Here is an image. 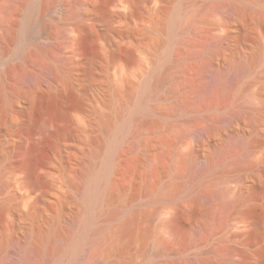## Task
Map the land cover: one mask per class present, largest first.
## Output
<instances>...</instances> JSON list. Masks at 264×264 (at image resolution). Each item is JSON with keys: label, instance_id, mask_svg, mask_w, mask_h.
Returning a JSON list of instances; mask_svg holds the SVG:
<instances>
[{"label": "rangeland", "instance_id": "374dc122", "mask_svg": "<svg viewBox=\"0 0 264 264\" xmlns=\"http://www.w3.org/2000/svg\"><path fill=\"white\" fill-rule=\"evenodd\" d=\"M231 2L0 0V242L29 238L39 226L13 214V207L29 208L26 173L32 165L48 192L37 204L38 214L59 217L56 235L40 241L41 264L59 252L66 219L72 213L73 232L75 215L84 208L82 169L107 138L100 116L146 91L158 67L162 82L137 103L128 132L112 149V196L96 208L90 231L117 230V222L108 219L113 209L127 214L138 209L144 237H135L123 251L108 248L109 261L264 264V231L253 236L255 224H244L255 219L250 210L264 221V20L258 7L248 10L251 17L233 20L226 10ZM178 6L183 8L169 33L165 26ZM30 9L35 19L27 31ZM108 13L125 16L107 21ZM156 23L161 27L149 33ZM128 27L136 33L117 31ZM163 39L167 45L158 48ZM167 49L172 55L164 62ZM237 60L250 63V70H236ZM24 88L35 93L33 100ZM245 112L250 118L237 117ZM211 126L216 129L206 137L192 132ZM118 129L116 137L121 124ZM244 139L259 149L256 155L241 150ZM194 157L202 163L219 160L201 175ZM194 179L199 181L193 184ZM170 183L179 188L174 199L167 197ZM206 193L212 200L197 203ZM181 208L184 214L172 232L167 223ZM89 238L72 252V264L86 262L95 246ZM7 249L18 258L14 242ZM10 259L5 254L0 264Z\"/></svg>", "mask_w": 264, "mask_h": 264}, {"label": "bare ground", "instance_id": "6f19581e", "mask_svg": "<svg viewBox=\"0 0 264 264\" xmlns=\"http://www.w3.org/2000/svg\"><path fill=\"white\" fill-rule=\"evenodd\" d=\"M257 7L260 9V16L259 14L257 16L260 17V19L264 20V0H248V1L232 0V2L229 4V7H227L226 10L228 11V13H230L229 16L233 20L235 19L243 20L247 17L252 16V12L248 10L253 11ZM182 8L183 6H178V8L173 11L172 15L167 20L165 28L167 27L166 29L168 30L169 33H172L176 28ZM116 16H125V15L124 14L120 15L118 13H108L107 21H111V20L113 21V19H115ZM34 19H35V10L30 9L26 17L27 31L31 27ZM161 25L162 23H156L153 30L149 33H153L154 31L158 30L161 27ZM117 31L119 32L129 31L130 33H136V29L133 27L119 29ZM242 36L247 37L245 31L242 32ZM225 39H227V36L222 38L221 41H224ZM167 43L168 41L163 39L162 41L157 43V46L158 48H161L167 45ZM126 53L128 54L129 50H126ZM171 55H172L171 51L167 49L162 58L164 62H167L171 58ZM256 59H257L256 57H253L250 63L254 62ZM91 63H94V60H92ZM250 63H247L246 65V63L244 64V62H242L241 60H237L234 62L233 66L236 68V70H240V69L243 70V68H245L246 70L247 69L250 70L251 68ZM68 67L71 68L72 63H70ZM163 78H164V71L156 67L154 76L148 81V87L146 88L147 89L146 91L144 89L140 93L131 96L130 98L131 101L129 102L124 101L123 103H121L119 107L113 109L107 115H102L104 117L100 116V122L104 125V127L107 130V138L103 141V143L99 147H97L92 152L91 158L88 159L87 164L84 165L85 167L82 169L83 183L81 185L80 196L84 204V208L82 211L78 212L75 215L76 218L74 219L73 222V232H72V215H71L72 213L69 214L70 217L66 219L68 228L65 233H62L63 238H61L62 239L61 244H59L60 247L59 252L55 255L44 257L47 258L44 259L45 260L44 264H72V252H76V251L78 252L79 249L83 248L88 243L90 239L89 237L91 236L94 237L91 238V241L94 242L93 244L95 246L92 247V251H90L87 259L85 260L86 261L85 263L86 264H116L107 259L106 254L108 248L114 246L115 249L119 251H123L129 246V244L132 242V240L135 237H142V238L144 237L143 228L141 230V227L139 225V220L141 216L138 209L133 210L129 214L126 213V210L113 209L110 212V218L108 219H110V221L112 222H117L116 223V225H118L117 230L107 232L105 234L101 233L100 229L92 232L90 230L93 229L92 225L95 219L96 208L106 203L112 196L111 190L114 186L113 183L114 181L110 176V167L113 159L112 149H114V147L121 140L123 135L128 132L131 121L130 116L134 114V111L138 106L137 103L140 100L148 98L151 95V93L156 89V87L160 85ZM32 83H36V81ZM3 91L4 89L2 88V92ZM22 91L28 99H32V100L34 99L35 93H32L30 90L25 88ZM0 92H1V88H0ZM16 92H18V90ZM130 95L132 94L130 93ZM237 117L250 118L249 116H247L246 112L244 113V115L238 114ZM148 118L149 116L142 119L143 124L147 123ZM119 124H121V127H123V132L118 137H116L117 136L116 132ZM214 129L216 128L212 126L201 129L195 128L192 130V132L195 133V135L199 133L198 138H202L210 135L214 131ZM113 136H115L116 139L115 138L112 139ZM143 142L144 140L141 141V143ZM241 142H242L241 150L246 151L249 155L252 156L256 155L257 152L259 151V149L256 146H251L246 139H244ZM6 154H7L6 152L2 153L3 155L2 158H5ZM218 160L219 159H217V162ZM222 160L223 159H221V161ZM260 161H261V165L264 166L263 155ZM217 162L212 158L207 159L203 163L200 162L197 157H194L192 159V163L194 164V166H196L197 168H200L202 166L203 173H201V175H207L208 173H210L217 164ZM156 170H157L156 166L152 167V171H156ZM26 181L29 185V188H27L28 189L27 197L30 200V202H27L29 204L28 206L29 208L27 211L23 212L19 209V207H13V211H14L13 214L20 219L31 218L35 223H37V225L39 223V226L36 225L33 226L29 238H25V239L18 238V239H14V241L10 240L8 242L7 241L0 242V259H4L5 254H9V256H11V259L8 264H41L43 262V261L41 262V260L43 259V257L41 256L43 254L41 242H46L51 240L58 231V226L56 225V218H59L57 217L58 215L56 216L54 213H49V212L48 213L43 212L42 215L38 214L37 204L47 200L48 192L44 188L45 185L44 180L36 175L35 168L32 165L27 166ZM197 181H199V179H196L194 182L192 181V183L196 184ZM154 188L155 187L152 186L150 191L154 190ZM165 189L168 192L167 197H169V199H174L179 193V188L175 186L173 183L167 184ZM212 198H213V194L206 193L205 195H201L197 198V203H199L200 205H203V203L208 204V202L212 200ZM240 198H241V194H238L236 199H240ZM183 209L184 208L178 209L176 214L167 223L168 229L171 230L172 232L177 231L179 227L180 219L184 214ZM249 213L250 216L254 215L255 219L252 221H245L244 224L247 228L255 224V227L253 226L254 230H252V234L253 236H257V235L259 236L264 231L263 218L259 214H257L255 210H250ZM39 218L41 219L39 220ZM89 233L91 235L88 237L87 235ZM12 242H14L17 248V255H18L17 259L12 258L13 252L8 251L7 249L8 245ZM209 264H214V263H209Z\"/></svg>", "mask_w": 264, "mask_h": 264}]
</instances>
